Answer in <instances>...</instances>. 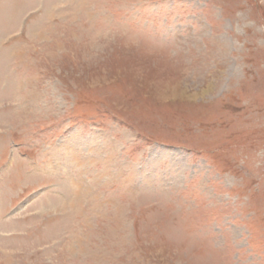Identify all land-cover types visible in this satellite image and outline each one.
I'll return each instance as SVG.
<instances>
[{
    "label": "rangeland",
    "instance_id": "rangeland-1",
    "mask_svg": "<svg viewBox=\"0 0 264 264\" xmlns=\"http://www.w3.org/2000/svg\"><path fill=\"white\" fill-rule=\"evenodd\" d=\"M0 264H264V0H0Z\"/></svg>",
    "mask_w": 264,
    "mask_h": 264
}]
</instances>
